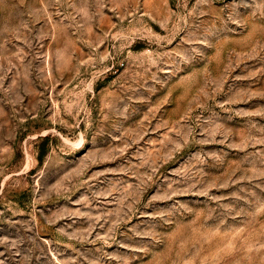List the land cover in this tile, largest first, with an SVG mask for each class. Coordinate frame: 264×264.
Here are the masks:
<instances>
[{
	"label": "rangeland",
	"instance_id": "1",
	"mask_svg": "<svg viewBox=\"0 0 264 264\" xmlns=\"http://www.w3.org/2000/svg\"><path fill=\"white\" fill-rule=\"evenodd\" d=\"M0 264H264V0H0Z\"/></svg>",
	"mask_w": 264,
	"mask_h": 264
},
{
	"label": "trees",
	"instance_id": "2",
	"mask_svg": "<svg viewBox=\"0 0 264 264\" xmlns=\"http://www.w3.org/2000/svg\"><path fill=\"white\" fill-rule=\"evenodd\" d=\"M47 140H48V137H45L43 139V142L45 143V142H47ZM44 154H45V151H42L41 154L38 156V160L39 161H41V159H42V157H43Z\"/></svg>",
	"mask_w": 264,
	"mask_h": 264
}]
</instances>
